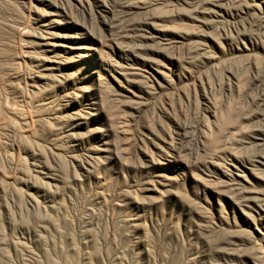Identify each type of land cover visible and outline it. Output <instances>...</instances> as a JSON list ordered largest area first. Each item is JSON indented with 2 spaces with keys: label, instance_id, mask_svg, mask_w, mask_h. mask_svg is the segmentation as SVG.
Instances as JSON below:
<instances>
[{
  "label": "rangeland",
  "instance_id": "374dc122",
  "mask_svg": "<svg viewBox=\"0 0 264 264\" xmlns=\"http://www.w3.org/2000/svg\"><path fill=\"white\" fill-rule=\"evenodd\" d=\"M39 1L0 0V16L11 27H0V101H4L0 102V264H213V255L216 264L246 262L253 242L264 245L260 233L264 227L245 224L244 215L238 209L233 213L226 199L222 200L224 211L217 215L216 190L204 193L193 177V165L201 166L205 159L197 154L195 134L206 112L203 89L197 84L195 89L194 83L204 80L205 92L227 111L231 125L240 128L235 143L241 156L247 157L251 148L243 145L253 140L258 102L264 98V27L258 24L264 18L244 11L242 5L262 0L224 2L234 15L219 17L209 16L213 0H193L194 4L192 0H103V6H98V0H50L57 13L46 18L58 19L51 40L60 61L69 57V65H77L82 44L92 49L104 46L123 72L118 75L121 84L110 79V93L117 94L119 102L112 100L110 107L87 122L77 116L62 133L53 132L57 125L45 118L52 117L66 99L65 91L48 95L46 103H51L44 107L33 103L28 108L19 97L21 93L29 98L38 95L34 100L45 101L48 93L42 82L35 84L44 93L36 92L26 76L32 64L31 40L37 34L24 19L26 8L37 2L41 10H52L45 4L48 0ZM183 5L186 10H181ZM177 8L181 12L176 14ZM147 10L153 17L142 25ZM195 12L202 21L206 19L204 24L196 22ZM122 27L126 37L120 35ZM131 44L134 51L126 53L123 48ZM93 67L81 70L72 86L91 85L80 76ZM161 72L170 75L173 84L163 80L158 86ZM178 90L189 95L184 105L185 109L189 105V112L175 116L184 132L178 139L181 157L152 165L145 152L158 140L160 127L168 120L161 110L178 102ZM81 106V101L76 102L69 111ZM117 115L126 117L129 136H133L127 144L112 135L111 122L115 128L122 120ZM149 127L156 131L149 132L152 139L144 144L140 134ZM102 131L109 134L110 150L98 142ZM97 155L100 158L94 159ZM31 161L54 167L61 175L53 199L38 192L44 209L24 194L25 190L36 193L21 181L20 167H30L34 173ZM89 163L94 167L85 169ZM4 212L11 214L17 226L21 215L31 224L47 226L38 235L23 229L11 232Z\"/></svg>",
  "mask_w": 264,
  "mask_h": 264
},
{
  "label": "bare ground",
  "instance_id": "6f19581e",
  "mask_svg": "<svg viewBox=\"0 0 264 264\" xmlns=\"http://www.w3.org/2000/svg\"><path fill=\"white\" fill-rule=\"evenodd\" d=\"M2 1H4L5 3H17L16 0ZM228 1L235 0H213V10L211 7H209L212 10L211 12L209 11V16H233L234 12L231 11L230 8L224 7L223 4L224 2L226 3ZM39 2L43 4V0H40ZM194 2L192 0L193 4ZM36 3L37 2L32 3L35 6H27L26 9L28 12L24 15V19L32 25L31 29L37 31L36 36H34V38L31 40L32 49L30 52H28L30 54V62H32L33 65L30 63L29 70L31 71L26 76H28L27 78L31 79L32 82H29V84H31V87L34 90L37 89L36 92H39L40 95L44 93V89L39 88L35 84L42 82L46 85L45 90L47 89L48 93L45 95V97L47 96L45 101H43L44 99L34 100V98L39 97L38 95H34V97L29 98V95L27 96L21 93L19 97L20 101L28 108L32 107L31 105L33 103H35V105L44 107L45 104L51 103V100L46 103V101L48 100V95L52 93L54 94L58 90L65 91L64 96H66V99H63L62 102H60L61 104L57 106L52 117L45 118V121H47L49 124L54 123L57 125L53 129V132L62 133L67 123L74 122V119H76L77 116L87 122L94 116H97L98 113H100L102 110H104L105 106L110 107V102L112 100L119 102L118 95L110 93L111 87L113 86L110 79L116 80L118 84H121V80L118 75H123V72L119 66L118 60H114L109 57V52L104 49V46L99 49H97L96 47L92 49L91 46L88 47L85 44H82L80 48H82L83 50L79 53V61L77 65L70 66L68 62L71 59L69 57L64 58V61H60L58 58L59 54L54 51L56 43L52 42L51 40V36L54 34L53 26L56 24L58 19L46 18L47 14L57 13V11L53 9V2L50 0H48L45 4L48 6H52L51 12L41 10ZM187 3H189V1ZM209 3H211V1ZM97 4L98 6H103L105 5V2L103 0H98ZM152 4H149V6ZM130 5L134 7L133 1ZM242 6V9L244 11H254L258 13L261 18H264V0L255 4H250L247 2ZM30 7H33L34 9H31ZM137 7L139 6L137 5ZM146 7L148 6H140V8ZM186 8L183 5L181 10H186ZM173 9L171 13L172 15L173 11H175L176 8L174 10ZM177 10L176 14L181 12L180 10H178L177 12ZM195 14V20H198L196 21L197 23L204 24L206 22V19L202 21L200 19L201 17L198 18V13L195 12ZM152 17L153 14L147 10L145 16H143V18L140 20V23L142 25L147 24L150 22ZM102 18L106 24V27L110 28L108 18H106L105 15H102ZM258 24L264 27V19L261 20ZM5 26L10 27L3 22L0 16V27L4 28ZM183 27L188 31L190 30L187 28L188 24H183ZM125 34H127V32L124 27H122V32H120V35H122V37H126ZM8 41H11V44L17 43V41L15 40H2V42ZM134 47L135 44H131L125 46L123 50H125L126 53H132L134 51ZM197 47H204V44H198ZM90 66H94L93 69H90L88 74L86 73L85 75L80 77L81 80H89V83L91 85H88L86 87L77 85L72 86L71 82L78 77L79 72L81 70H85ZM161 76V81L159 79L156 81V84L158 86L163 85L161 84L163 83V80L166 85L173 84V79L166 72H161ZM205 79H207V77ZM203 81L204 80L199 79L198 82L194 83L195 89L196 84L203 89L202 96L204 98V103L206 106V112H204V114L201 116V126L195 134V140L197 143V154L204 155L205 159L201 166L198 165L197 162H195L193 167L196 168V171L194 172L193 177L202 186L204 193H206V190L210 188L211 190H216L217 202L215 212L217 215H221L224 211L225 207L222 203V200L226 199L227 206L232 209L233 213H235L238 209L240 210L242 215H244L245 224H254L256 228L264 227V98H262L258 102L259 111L258 115L256 116V120L254 121L253 140L248 141L247 144L243 145L244 147H246V145H250L249 148H251V151L247 154V157H242L239 152V143H235L236 141H239L238 136L240 128L236 129L231 125V118L229 117L227 111H222L220 103L216 100H212L207 92H205V85ZM207 83L208 82H206V84ZM209 90L210 93L213 92L211 91V89ZM176 96L178 99V102L176 104H171L170 106L168 105L169 109L164 108L161 110L167 113L166 117L168 118V120L165 121L166 124L161 125L160 127V134L157 135L158 140H156L155 142H151L149 151L145 152L144 157H146V161L152 165H164L172 158L175 159L177 157H181V151L178 146V139L181 137V135H183L184 132L180 120L175 116L176 114L185 115L187 111L189 112V105L187 106V109H185V106L189 103V95L184 91L178 90L176 92ZM16 98L18 99L17 96ZM79 101L83 103V106H81L80 110H76L73 112L69 111L70 109H73L75 103ZM0 102L3 104L4 101ZM85 106H87L86 108L89 109H84ZM9 111H14L13 114H16L15 110ZM121 113L124 114L125 112ZM121 113L119 115L123 116V114ZM173 113H175V115H173ZM117 117L118 121L119 118H122V120L119 121L118 127H116L115 125V128L113 127L115 123L112 124L113 121L111 122L112 135L114 138H121L124 144H127L130 141L129 138L133 136H129L130 130L127 124V120H125L126 117H121L118 115ZM1 119L2 115L0 114V121ZM37 120L39 122H42L40 117L37 118ZM80 124V122L77 123V125ZM148 129L149 131L142 132L140 134L141 141L144 144L147 143V139H152L150 138L151 133L149 132L156 131V128L154 127H149ZM93 130L96 131V128L94 127ZM100 134L101 136L98 137V142L106 147L105 149L110 150L109 134H107L106 132L104 133L103 131ZM97 148H99V146ZM93 158L98 159L100 158V156L97 155ZM35 162L36 163H32L31 161V168H33L34 170L33 174L31 173L32 169H29L30 167H27V169L20 167V171L22 172L21 181H23V184L28 183L30 185V189L34 188L36 192L34 193L25 190V196L31 201V203H34L38 207H43L44 209L46 208V206L42 205L41 201L39 200L38 192H43L45 196L47 195V197L53 199V197L59 192L58 182L61 181V175L54 167L47 168L39 161ZM93 167L94 165L89 163L85 169ZM30 177L33 178V181H30ZM0 189L3 188L0 187ZM50 207L53 206L50 205ZM18 209V211H21L20 208ZM4 213L6 223L8 224L9 228L12 229L11 232H13L15 229H23L26 232L38 235L42 230H45L47 226L46 223L42 222L37 224L34 222L35 224H31L28 220L25 219L24 216L21 215L22 213L20 214V212V223L17 226L14 223V219L11 214L7 212ZM233 224L237 225V221L235 219L233 221ZM260 233L264 237V232ZM238 240L242 239L238 237ZM6 243H9L8 240ZM251 250L252 251L250 253L245 255L247 256L246 262H244L245 260H243L244 263L239 262V264H264V245L260 242H253L251 244ZM214 260L216 259L213 255V264H216L214 263Z\"/></svg>",
  "mask_w": 264,
  "mask_h": 264
}]
</instances>
